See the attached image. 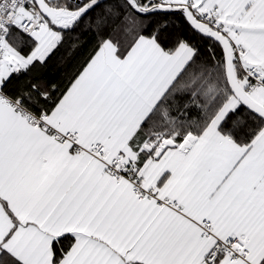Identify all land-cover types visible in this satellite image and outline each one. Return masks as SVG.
<instances>
[{
    "label": "snow or ice",
    "instance_id": "snow-or-ice-1",
    "mask_svg": "<svg viewBox=\"0 0 264 264\" xmlns=\"http://www.w3.org/2000/svg\"><path fill=\"white\" fill-rule=\"evenodd\" d=\"M0 264H264V0H0Z\"/></svg>",
    "mask_w": 264,
    "mask_h": 264
},
{
    "label": "trees",
    "instance_id": "trees-1",
    "mask_svg": "<svg viewBox=\"0 0 264 264\" xmlns=\"http://www.w3.org/2000/svg\"><path fill=\"white\" fill-rule=\"evenodd\" d=\"M88 47V45H85L84 49L78 54L66 55L63 59L57 58V61L47 68L45 78L60 80L65 75L74 72L82 63Z\"/></svg>",
    "mask_w": 264,
    "mask_h": 264
}]
</instances>
